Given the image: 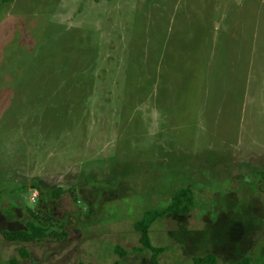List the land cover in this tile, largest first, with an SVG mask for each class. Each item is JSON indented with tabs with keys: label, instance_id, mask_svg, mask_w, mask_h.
Masks as SVG:
<instances>
[{
	"label": "rangeland",
	"instance_id": "1",
	"mask_svg": "<svg viewBox=\"0 0 264 264\" xmlns=\"http://www.w3.org/2000/svg\"><path fill=\"white\" fill-rule=\"evenodd\" d=\"M262 169L264 0H0V264H151L180 187L160 264H264Z\"/></svg>",
	"mask_w": 264,
	"mask_h": 264
},
{
	"label": "trees",
	"instance_id": "2",
	"mask_svg": "<svg viewBox=\"0 0 264 264\" xmlns=\"http://www.w3.org/2000/svg\"><path fill=\"white\" fill-rule=\"evenodd\" d=\"M256 177L258 183L254 185L255 191H262L264 193V169L257 171ZM54 190L55 194L59 193ZM195 205L194 193L189 187H180L174 192L171 203L160 210H150L145 216L135 223V229L139 233L140 246L133 248L136 252L150 251L151 264H160V256L165 251L166 247L156 246L152 243L150 236V226L156 219L162 218L166 214L175 213L177 215H186L190 213ZM30 218L27 221V229L20 230H6L3 236L6 240L18 243H29L45 237H66V231L63 229L64 224L57 218L48 214H40L38 212L29 210ZM115 252L119 257L125 256L128 252L126 249L117 245ZM21 258H28L29 252L25 247L19 249ZM195 264H216V256L209 253L205 256H197L193 258ZM12 263L21 264L17 259H13ZM237 264H250V257L245 256Z\"/></svg>",
	"mask_w": 264,
	"mask_h": 264
}]
</instances>
